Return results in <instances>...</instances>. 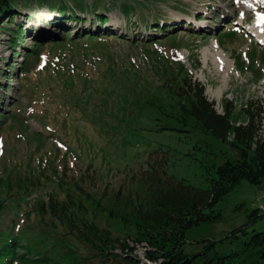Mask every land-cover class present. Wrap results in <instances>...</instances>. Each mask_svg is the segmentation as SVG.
Masks as SVG:
<instances>
[{
  "label": "rangeland",
  "instance_id": "obj_1",
  "mask_svg": "<svg viewBox=\"0 0 264 264\" xmlns=\"http://www.w3.org/2000/svg\"><path fill=\"white\" fill-rule=\"evenodd\" d=\"M64 1L79 7L76 16L50 15L57 10L46 1L29 0L23 10L33 20L18 15L7 29L19 23L32 35L15 44L0 33V235L25 244L16 249L17 264H128L75 237L74 223L92 220L122 241L110 251L152 264L121 233L130 228L102 208L117 194L119 210L125 198L142 199V180L152 175L206 188L205 165L221 161L222 152L234 156L176 117L186 102L179 88L184 77L201 83L218 113L230 102L232 124L246 121L250 100L264 109V48L237 31L243 23L264 35V0ZM48 17L54 21L45 24ZM154 19L172 26L160 35ZM218 51L229 59L226 69H218ZM50 202L62 207L60 217L46 210ZM259 205L264 182L242 180L215 205L221 217L194 226L187 238L218 239ZM263 228L264 213L249 226ZM29 252L33 259H18Z\"/></svg>",
  "mask_w": 264,
  "mask_h": 264
},
{
  "label": "trees",
  "instance_id": "obj_2",
  "mask_svg": "<svg viewBox=\"0 0 264 264\" xmlns=\"http://www.w3.org/2000/svg\"><path fill=\"white\" fill-rule=\"evenodd\" d=\"M44 1L62 15H68L64 13L69 12L76 16L75 7L79 9L74 4V7L69 6L64 0H37L38 5ZM28 2L29 0H0V33L4 31L9 34L12 43L16 44L18 38L22 42L23 35L31 33L30 27L21 26L19 23L14 28L15 31L7 29L10 23L16 21L18 15H22L26 21L32 19L31 12L23 10ZM94 17L103 20L105 15L95 12ZM167 27L163 25L161 30ZM179 91L186 102L181 104L176 117L182 116L186 124L191 120V130H201L227 144L234 156L227 158L222 152L221 161L216 157L205 165L206 188L194 186L169 174H165V177L152 175L142 180V199L125 198L124 208L119 210L117 204L121 199L117 194L114 195L112 205L102 210H105L109 218L121 224L123 230L130 228L121 233L124 237H131L141 243L145 258L153 264H264V228L249 229L263 215L260 211L257 212L259 207L249 211L244 223L226 231L218 239L207 237L190 241L187 238L188 230L194 226L214 222L221 217V212L215 209V205L242 180L254 185L264 182L263 106L250 100L242 109L247 120L234 125L230 122V102L225 103L223 113L216 112L213 102L206 98L204 87L199 82H191L184 77ZM164 173L166 172L163 171ZM40 209L41 212L44 211L43 206ZM60 209L62 207H55L51 202L46 208L51 215ZM55 215L60 217L59 214ZM78 224L74 223L73 227L75 237L100 252L103 257H123L128 264H142L137 263L130 254L116 255L110 251L113 246L119 244L123 247V244L118 241V237L112 236L113 231L108 227L100 229L92 220ZM68 226H72L71 222H68ZM24 245L16 236L2 238L0 235V264L18 262L16 249L24 248ZM124 248H128L125 242ZM22 255L18 259H33L31 252ZM49 261L67 264L52 258Z\"/></svg>",
  "mask_w": 264,
  "mask_h": 264
},
{
  "label": "bare ground",
  "instance_id": "obj_3",
  "mask_svg": "<svg viewBox=\"0 0 264 264\" xmlns=\"http://www.w3.org/2000/svg\"><path fill=\"white\" fill-rule=\"evenodd\" d=\"M44 11H47V12H48L49 10L44 9L43 12H44ZM43 12H41L42 14L40 13V15H42V16L44 17V16H45V15H44L45 13H43ZM216 48H217V47H216ZM224 56H225V55H224L222 52H219V51H218V52L216 53V59L218 60V61H217V62H218V64H217L218 69H221V68H223V67L226 69V68L228 67L229 59L226 58V57H224ZM215 61H216V60H215ZM214 63H215V62H214ZM263 209H264V208H263ZM140 244H141V243H140ZM131 251H132V250H131ZM137 253H138V252H137ZM137 255H138V254H137ZM139 258H140V257H139ZM142 260H143V259H142ZM148 264H149V263H148Z\"/></svg>",
  "mask_w": 264,
  "mask_h": 264
}]
</instances>
